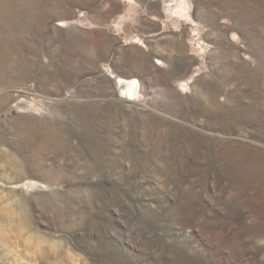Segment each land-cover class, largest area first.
I'll return each instance as SVG.
<instances>
[{
	"label": "rangeland",
	"instance_id": "1",
	"mask_svg": "<svg viewBox=\"0 0 264 264\" xmlns=\"http://www.w3.org/2000/svg\"><path fill=\"white\" fill-rule=\"evenodd\" d=\"M0 264H264V0H0Z\"/></svg>",
	"mask_w": 264,
	"mask_h": 264
},
{
	"label": "bare ground",
	"instance_id": "2",
	"mask_svg": "<svg viewBox=\"0 0 264 264\" xmlns=\"http://www.w3.org/2000/svg\"><path fill=\"white\" fill-rule=\"evenodd\" d=\"M121 80H123V79H121ZM137 85H138V81L133 80L132 86L130 87L131 95H134L137 92Z\"/></svg>",
	"mask_w": 264,
	"mask_h": 264
}]
</instances>
